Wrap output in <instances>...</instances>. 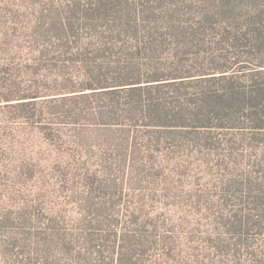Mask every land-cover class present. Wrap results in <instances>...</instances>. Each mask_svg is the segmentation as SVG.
<instances>
[{"label": "rangeland", "instance_id": "1", "mask_svg": "<svg viewBox=\"0 0 264 264\" xmlns=\"http://www.w3.org/2000/svg\"><path fill=\"white\" fill-rule=\"evenodd\" d=\"M0 264H264V0H0Z\"/></svg>", "mask_w": 264, "mask_h": 264}]
</instances>
